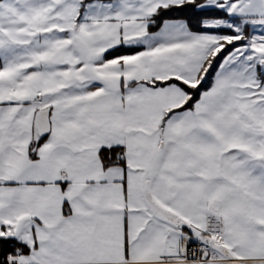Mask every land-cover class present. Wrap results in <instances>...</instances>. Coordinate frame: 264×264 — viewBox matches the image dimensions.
Masks as SVG:
<instances>
[{
    "label": "snow or ice",
    "instance_id": "6c2138e0",
    "mask_svg": "<svg viewBox=\"0 0 264 264\" xmlns=\"http://www.w3.org/2000/svg\"><path fill=\"white\" fill-rule=\"evenodd\" d=\"M0 264H264V0H0Z\"/></svg>",
    "mask_w": 264,
    "mask_h": 264
}]
</instances>
